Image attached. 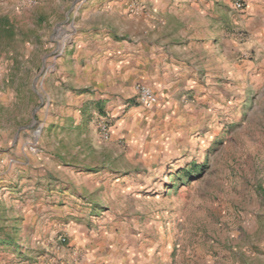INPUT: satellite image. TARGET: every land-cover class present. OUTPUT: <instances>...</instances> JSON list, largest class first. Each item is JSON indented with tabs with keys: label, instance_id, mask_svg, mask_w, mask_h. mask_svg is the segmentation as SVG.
Here are the masks:
<instances>
[{
	"label": "rangeland",
	"instance_id": "1",
	"mask_svg": "<svg viewBox=\"0 0 264 264\" xmlns=\"http://www.w3.org/2000/svg\"><path fill=\"white\" fill-rule=\"evenodd\" d=\"M231 5L207 40L215 38L214 54L225 60L235 47L236 67L204 76L200 95L176 100L164 119L102 142L95 117L109 119L113 137L125 113L88 107L72 131L56 123L57 60L79 41L89 14L118 12L131 31L129 18L150 5L0 0V264H264V36L248 28L244 0ZM30 143L36 153L26 150ZM44 158L56 173L36 176ZM102 178L104 191H91ZM41 188L77 194L80 203L58 195L62 210L104 198L105 214L74 221L71 235L70 222L50 228L24 211L57 206L52 194L49 202L34 194Z\"/></svg>",
	"mask_w": 264,
	"mask_h": 264
},
{
	"label": "crops",
	"instance_id": "2",
	"mask_svg": "<svg viewBox=\"0 0 264 264\" xmlns=\"http://www.w3.org/2000/svg\"><path fill=\"white\" fill-rule=\"evenodd\" d=\"M142 1L148 3L152 11L135 18L130 17L134 25L131 31L118 24L119 20L126 19L119 16L121 14L118 12L89 14V25L79 34V41L68 47L66 53L57 60V72L53 76V81L57 83L53 90L55 101L50 111L55 112L56 123L58 120L60 126L65 125L72 131L78 126L79 113H85L88 107H96L112 117L125 113L116 120V134L112 140L124 135L130 136L136 125L153 119H164L176 106V100L199 96L203 89L199 83L204 76L213 77L220 73V69L236 67L235 47L230 48L229 59L225 60L221 53L214 54L217 51L216 45L212 43L215 38L210 42L207 40L217 28L213 21L220 23L227 7L232 6V0ZM244 1L248 28L253 34L264 36V0ZM102 16L108 21L104 22ZM207 49L213 54L208 58L204 53ZM215 59L218 67L214 66ZM138 84L149 86L160 99V105L149 111L135 105V89ZM44 117H48V114L45 113ZM40 161L36 176L46 177L56 173V169L46 166L50 163L49 158ZM57 179H63L60 166H57ZM101 181L103 178L91 191L103 192L105 183ZM38 191L33 193L41 195L42 201L49 202L51 198L45 200L46 195L57 197V206H51L45 212L48 207L44 203L29 205L24 210L27 218L45 220L47 226H57L58 229L66 227L65 224L70 222L66 227L70 235L74 221L86 223L97 219L91 216L93 210L98 215L105 214L104 198L89 201L84 204V208L77 205L76 210L69 206L62 210L59 206L64 201L60 202L58 195L68 196L70 200L80 203L75 192L71 189L48 192L46 188ZM81 211L80 217L83 220L77 218Z\"/></svg>",
	"mask_w": 264,
	"mask_h": 264
},
{
	"label": "built area",
	"instance_id": "3",
	"mask_svg": "<svg viewBox=\"0 0 264 264\" xmlns=\"http://www.w3.org/2000/svg\"><path fill=\"white\" fill-rule=\"evenodd\" d=\"M237 10L243 9L244 5L241 2L235 4ZM139 9H141L139 7ZM136 101L138 104L146 109H154L160 105V99L155 94V92L147 85L138 84L136 86ZM94 127L98 133V137L102 142L110 141L112 138V126L110 121L105 116L97 115L94 119ZM26 150L30 153H36L38 151L37 143H30ZM62 243L66 242L65 238L60 239Z\"/></svg>",
	"mask_w": 264,
	"mask_h": 264
}]
</instances>
